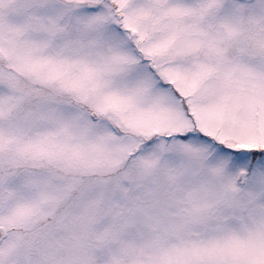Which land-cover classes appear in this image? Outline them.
Returning <instances> with one entry per match:
<instances>
[{"label":"snow or ice","instance_id":"obj_1","mask_svg":"<svg viewBox=\"0 0 264 264\" xmlns=\"http://www.w3.org/2000/svg\"><path fill=\"white\" fill-rule=\"evenodd\" d=\"M0 264H264V0H0Z\"/></svg>","mask_w":264,"mask_h":264}]
</instances>
